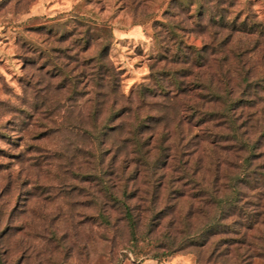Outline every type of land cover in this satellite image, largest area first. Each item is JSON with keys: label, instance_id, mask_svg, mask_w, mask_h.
Listing matches in <instances>:
<instances>
[{"label": "rangeland", "instance_id": "1", "mask_svg": "<svg viewBox=\"0 0 264 264\" xmlns=\"http://www.w3.org/2000/svg\"><path fill=\"white\" fill-rule=\"evenodd\" d=\"M142 1L145 8L134 7L132 0H0V264H264L257 246L251 257L243 247L244 261H239L232 253H213L200 240L192 245L188 234L200 235L219 211L207 216L182 199L174 214L149 222L146 199L156 192L136 163L128 136L140 128V118L169 122L182 108L163 110L161 100L142 97L144 87L154 84L152 66L171 47L167 29L173 27L166 12L178 8L172 0ZM241 4L264 21V0ZM83 21L107 26L111 33L96 35L95 41L67 34L59 42L63 31ZM154 21L168 28H155ZM178 35L202 47L200 37ZM76 39L82 48L91 45L89 55L110 48L116 75L111 80L118 90L99 109V122L111 121L103 146L98 142L104 135L93 133L90 95L58 102L61 79L52 74L75 67L69 59ZM35 96L46 98L45 107L55 111L47 117L38 113ZM113 103L121 109L119 115L111 111ZM161 127L162 122L148 134ZM197 133L202 131L189 133L190 153L203 148ZM125 206L137 220L135 234Z\"/></svg>", "mask_w": 264, "mask_h": 264}, {"label": "trees", "instance_id": "2", "mask_svg": "<svg viewBox=\"0 0 264 264\" xmlns=\"http://www.w3.org/2000/svg\"><path fill=\"white\" fill-rule=\"evenodd\" d=\"M132 3L145 8L142 0ZM170 4L178 7L166 12L171 13L168 22L173 29L157 21L153 26L167 29L171 47L152 66L154 84L144 87L142 97L161 100L163 110L180 104L182 113L169 122L140 118V128L132 130L127 141L133 142L131 153L156 192L146 199L150 202L149 222L174 214L182 199L190 203L192 211L201 210L207 216L219 211L200 235L188 234L190 241L196 245L200 240L213 253H232L244 261L243 247L247 257L254 255L255 246L260 248L258 254H264V21L241 0H172ZM83 22L63 31L59 42L67 34L70 39L78 34L95 41L96 35L111 33L107 26ZM181 32L200 37L202 47H194L186 36L178 35ZM79 41H74L75 55L69 59L75 67L69 70L65 66L52 74L61 79L57 89L63 91V97L58 102L73 101L72 95H90L93 133L104 135L98 142L103 146L110 136L106 127L111 121L100 123L99 109L118 90L111 80L116 75L108 59L110 48L89 55L91 45L82 48ZM64 52L68 55L70 51ZM88 77L93 80L81 83ZM104 96L108 100H101ZM37 98L33 108L38 113L47 117L55 111L45 107L46 98ZM110 108L117 111L114 116L121 113V109L115 110L117 103ZM161 122V131L150 136ZM192 129L202 131L195 139L200 137L203 148L190 153L186 149L192 142ZM163 186L165 195L160 194ZM125 218L135 234L137 220L127 206Z\"/></svg>", "mask_w": 264, "mask_h": 264}]
</instances>
